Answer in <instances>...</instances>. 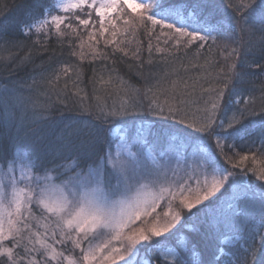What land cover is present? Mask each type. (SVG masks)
Here are the masks:
<instances>
[{
	"label": "trees",
	"instance_id": "trees-1",
	"mask_svg": "<svg viewBox=\"0 0 264 264\" xmlns=\"http://www.w3.org/2000/svg\"><path fill=\"white\" fill-rule=\"evenodd\" d=\"M52 2L0 0V97L7 102L11 113L5 115L0 109V160L10 159L21 151L28 153L39 165L55 168L53 176L71 174L65 173L61 166H71L73 161L86 171L89 165L99 164V158L108 148L106 134L94 146L89 134L95 131L92 126L100 123L97 119L100 107H119L126 101H133L143 114L126 119L155 120L158 127L172 121H161L147 112L153 99L157 103L164 102V96L156 94L157 88L170 95L175 82L180 90L191 93L187 98L198 103L187 105L189 122L198 118L197 108L202 107L204 100H215L216 92L223 90L219 115L223 116L225 109L228 115L243 113L242 123L254 126L256 131L244 139L227 142L235 145L225 147L230 162H226L217 150L220 162L233 175L216 197L205 202L211 207L199 205L204 210L197 216L184 210V227L178 228L177 236L187 237L189 249L196 250L200 264H210L214 260L221 231L240 238L233 249L224 245L230 251L222 258V264L229 260L237 264L245 256L246 264H264V242L260 238L264 235V225L258 233L252 226L255 218L263 223L264 218L251 211L253 207L258 209L263 201L264 180H258L250 171L255 169L258 174L264 169V138L259 134L260 125L264 124V36L259 31L241 32L224 24L221 33H213L215 44L209 40L201 48L197 40L186 47L187 37L153 26L146 19L152 9L132 10L124 4L105 20L106 31L103 32L95 10L83 7L64 15L59 29L63 35L57 32L54 24H48L39 33L33 31L25 36L21 31L23 22L43 16ZM168 3L180 7L186 15L190 10L199 11L197 0H168ZM240 3L241 0H207L201 7L205 14L211 13L214 18L221 19L235 14L230 4ZM56 13L61 14L52 12ZM141 15L145 17L143 23ZM80 19L90 22L85 26L80 24ZM126 19L130 21L128 24L124 23ZM254 23L259 28V24ZM177 40H180L179 47ZM65 68L69 69L67 74L63 71ZM185 82L189 86L187 89H184ZM150 88L153 92H148ZM204 88L209 91H203ZM18 98L28 102L18 104ZM110 123L103 127H110ZM148 140L149 144L153 143L152 137ZM69 142L71 146H66ZM211 143L215 149V141ZM244 156L248 159L241 163ZM233 163L239 167L233 168ZM248 188H251L250 197H244ZM34 207V213L39 216V209ZM216 221L221 228L215 226ZM253 237L257 249L255 259L244 252L253 244ZM54 247L69 257L72 243H55ZM78 250L77 260L81 255ZM140 256L148 258L143 250ZM185 256L192 259L191 251ZM59 264H66L64 257L59 258Z\"/></svg>",
	"mask_w": 264,
	"mask_h": 264
},
{
	"label": "snow or ice",
	"instance_id": "snow-or-ice-1",
	"mask_svg": "<svg viewBox=\"0 0 264 264\" xmlns=\"http://www.w3.org/2000/svg\"><path fill=\"white\" fill-rule=\"evenodd\" d=\"M122 2L133 10L152 9L148 11L146 19L153 26L158 25L179 37H187L184 41L186 47L197 40L201 42L198 45L201 48L209 40L215 44L213 33H221L224 24L241 32L259 31L264 36V0H241L238 5L230 4L235 14L221 19L204 13L201 4L207 0H197L199 11L190 10L187 15L180 7L170 5L168 0ZM120 4L121 0H103L99 6L96 0H92L91 4L87 0H53L43 16L24 21L21 31L25 36H30L33 31L39 33L45 25L54 24L57 32L63 35L59 29L65 17L53 15L52 12L67 13L70 9L86 5L95 9L103 32L106 31V16L116 12ZM144 19L141 15V23ZM79 22L87 26L90 21L80 19ZM129 22L124 20L125 24ZM254 22L259 24V28L255 27ZM176 46H180V40L176 41ZM63 71L67 74L69 69ZM236 78L240 79L239 74H236ZM188 87L185 82L184 89ZM192 88L194 90L195 85ZM203 91L209 89L204 88ZM148 92H153V89H148ZM156 94L163 95L164 102L157 103L153 99L147 112L161 121L171 120L172 123L157 127L155 120H127V117L143 114L133 101H126L119 107L99 108L97 119L100 123L93 125L95 131L89 134L93 146L106 134L108 148L99 158V164L89 165L86 171L73 161L71 166H61L65 168V173L71 174L53 176L55 168L39 165L35 159L29 158L28 153L19 151L10 159L0 160V264H59L60 257H64L68 264H117V261H123V264H153V261L155 264H200L196 259V250L189 249L187 237L177 236L179 229L176 226L184 227L181 220L185 209L191 216H197L204 210L198 205L211 207L205 201L216 197L233 175L220 162V156L226 162L231 161L225 147L233 148L235 145L227 142L251 136L256 128L242 123L243 113L228 115L225 109V114L219 115L223 90L216 92L215 100H204L202 107L197 108L198 118L191 122L187 119L186 108L190 102L197 104L198 101L187 98L190 92L180 90L173 82L170 95L159 88ZM27 102L23 98L16 101L18 104ZM0 109L5 115H11L2 97ZM105 123H110V127L105 129ZM193 133L200 135L194 136ZM259 134L264 138V124L260 125ZM149 137L153 138L151 144ZM212 140L215 141V149ZM113 144L116 145L115 154ZM136 144L141 146L138 151L135 150ZM66 146H71V142ZM247 159V156L242 157L241 163ZM232 167L239 165L233 163ZM250 171L256 174L258 180H264V169L258 174L255 169ZM201 176L204 177L203 182L199 179ZM194 177L198 194L191 199L184 194L191 192L189 181ZM149 196L152 197L151 204L148 203ZM162 199L168 201V210L163 212V216L170 219L161 223L156 216L149 221L150 227H132L141 216L147 217L155 212ZM176 201L178 203L173 210ZM34 204L40 211L39 216L33 211ZM194 208L196 212L192 211ZM251 211L258 212L264 218V201H261L258 209L253 207ZM215 226L221 228L220 222L216 221ZM260 238L264 242V235ZM254 239L253 244L244 249L253 259L257 251ZM49 240L53 243H49ZM69 241L74 248L80 249L78 260L65 257L63 251L54 247L55 243L66 244ZM113 241H119L120 247L115 246ZM229 243L231 238L221 231L214 260L210 264H222L223 256L230 251L224 245ZM142 250L148 258H141ZM189 251L192 259L185 256ZM227 264H232V261L229 260ZM237 264H246V256Z\"/></svg>",
	"mask_w": 264,
	"mask_h": 264
},
{
	"label": "rangeland",
	"instance_id": "rangeland-1",
	"mask_svg": "<svg viewBox=\"0 0 264 264\" xmlns=\"http://www.w3.org/2000/svg\"><path fill=\"white\" fill-rule=\"evenodd\" d=\"M101 2H103V0H96V5L97 6H99V4L101 3ZM132 2L133 3H139L140 2V0H132ZM87 3L88 4H91L92 3V0H87ZM123 5V2H122V0H121V4L118 6V8H117V11L119 10V8L121 7ZM83 7H87L86 5L85 6H81L80 8H83ZM80 8H77V9H70L67 13H69V12H73V11H76V10H78V9H80ZM123 8V7H122ZM128 8V7H127ZM93 10H95L94 8H92ZM130 9V8H129ZM133 10V9H132ZM135 10H140V9H135ZM116 11V12H117ZM61 14V16H63L64 17V15H66V13L65 12H63V11H59ZM116 12H113L112 14H111V16H106V18H105V20H107V19H110L111 17H112V15L114 14V13H116ZM56 14H58V13H56ZM56 14H54V15H56ZM140 144H136V146H135V150H140ZM115 150H116V145H114V147H113V154H115ZM19 152H21V151H19ZM181 167H182V165H181ZM181 175H183V173L181 172ZM199 179L201 180V182H203V179H204V177H199ZM211 181V177H209V182ZM189 183H190V185H191V192H186L184 195L185 196H188L189 198H191V199H194L195 198V196L198 194V186H197V183H196V178L194 177L191 181H189ZM222 190V189H221ZM220 190V191H221ZM251 191V188H248V189H246L245 190V192L246 193H244V197H250V192ZM219 193V192H218ZM217 193V194H218ZM216 194V195H217ZM212 198H214V197H212ZM211 198V199H212ZM148 203L149 204H151V202H152V197L151 196H149L148 198ZM262 200L264 201V197L262 198ZM167 199H162L161 201H160V204H159V207H157L156 208V210H155V212H151V215H149V216H147V217H145V216H141V219L140 220H137L136 222H135V224L132 226L133 228H135V227H137V226H141V227H150L151 226V224L149 223V221H152V219H153V217H156V216H158L159 217V219H160V221H161V223H163L166 219H170V217H164L163 216V212L164 211H167L168 209H167V207H166V205H167ZM206 202V201H205ZM176 203H178V201H176L175 203H174V205H173V210H175V204ZM35 206V204L33 205V207ZM199 206V205H198ZM35 209H37L36 208V206L34 207ZM230 209H232V208H229V210ZM186 210V212H187V209H185ZM149 211H151V209H149ZM183 222V219L181 220V224H183L182 223ZM264 225V223L262 222V220L261 219H257V218H255L254 220H253V227H254V229H253V231L255 232V233H258L259 232V229L262 227ZM181 225H177L176 227H177V229L180 227ZM125 231H128L127 229L125 230ZM173 231H176V229H174ZM230 238H231V243H229V244H227L228 246H230V248H234L236 245H237V243L240 241V238H237V237H235L234 235H230L229 236ZM115 246H117V247H120V242L119 241H113L112 242ZM142 243H145V242H142ZM137 247H139V245H137ZM77 253L79 254V250L78 249H76V248H74V246H73V244H72V250H71V252L69 253V257H71V258H73V259H75L76 257H77ZM224 257V256H223ZM66 260V259H65ZM66 264H68V261L66 260ZM93 264H95V262H93ZM117 264H123V261H117ZM227 264V263H226Z\"/></svg>",
	"mask_w": 264,
	"mask_h": 264
}]
</instances>
